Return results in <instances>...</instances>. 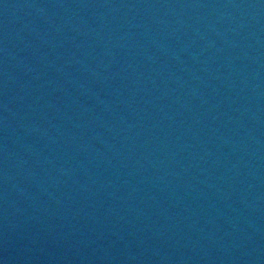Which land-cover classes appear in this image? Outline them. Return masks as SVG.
<instances>
[{
    "label": "water",
    "instance_id": "95a60500",
    "mask_svg": "<svg viewBox=\"0 0 264 264\" xmlns=\"http://www.w3.org/2000/svg\"><path fill=\"white\" fill-rule=\"evenodd\" d=\"M0 264H264V0H0Z\"/></svg>",
    "mask_w": 264,
    "mask_h": 264
}]
</instances>
